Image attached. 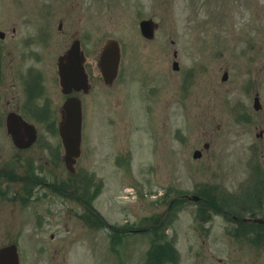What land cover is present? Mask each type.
<instances>
[{"label":"rangeland","instance_id":"obj_1","mask_svg":"<svg viewBox=\"0 0 264 264\" xmlns=\"http://www.w3.org/2000/svg\"><path fill=\"white\" fill-rule=\"evenodd\" d=\"M260 1L258 8L254 0H244L243 4L239 0H204L199 7L194 0H0V30L7 34L4 75L12 69L6 67L9 51L19 58L24 48L10 50L16 40L21 39L23 45L29 34L39 32L40 37L44 28L50 37L45 36L44 43H33L40 57L24 67L39 65L45 70L51 64L55 69L58 56L77 33L88 51L99 49L107 38L120 40L124 47L122 67L126 68L111 90L99 89L93 93L94 100L90 95L93 108L86 102L93 117L87 120L84 131L87 137L79 175L56 169V165L41 172L47 180L67 178L72 184L70 193L80 194L81 187L89 184L87 195L92 193L90 198L100 219L85 211L72 194L43 196L48 190L40 187L36 195L43 196L41 203L21 201L13 212V206L7 207L9 217L15 215L13 221L2 212L7 221L1 226L0 247L18 243L22 264H144L147 251L154 245L156 253L167 249L175 255L165 264H213L216 258L232 264H264V242L258 238L261 228L251 226L254 230L242 235V225L225 215L228 208L236 214L255 211L257 216H264L263 210L255 207L259 201L251 197L255 194L264 199V140L257 139L254 129L242 131L234 98L242 94L236 99L243 98L253 112V95L249 98L245 92V84L252 80L250 84L264 100V0ZM63 17L73 19L61 29ZM149 17L159 22L153 40L140 32V20ZM174 49L180 50V61L185 62L182 74L196 65V78L185 88V77L182 80L180 76L182 101L169 88L170 78L160 73L155 79L159 84L150 93L159 103V120L146 119V114L153 118V108H147L145 119L140 120L143 108L133 99V84L152 79L151 73L164 66L172 69L169 60ZM225 67L243 83L238 89H223L229 86L221 82ZM146 68L150 75L143 79ZM124 84L132 85L124 90ZM160 90L164 91L156 95ZM124 91L121 113L131 118L115 115L116 120L110 121L109 108ZM221 92L223 102L218 100ZM108 100L114 101L110 104ZM152 107L155 110L156 104ZM118 108L117 103V114ZM259 115L264 127V111ZM44 125H40L47 133L39 146L42 150L46 141H52L50 128L48 131ZM252 140L259 144L256 160L261 174L255 183L246 160V146ZM206 142L210 143L209 150L204 149ZM55 145L58 148L57 142ZM5 146L7 149V143ZM197 148L203 150L200 158L193 157ZM126 150L131 152L132 162L119 166L115 156ZM22 162L27 171L29 158ZM243 182L247 189L242 195ZM194 193L202 199L194 201L186 196ZM45 206L47 220L41 213ZM243 207L246 210L241 212ZM205 211L208 219L203 217ZM253 241L262 247L249 248Z\"/></svg>","mask_w":264,"mask_h":264},{"label":"flooded vegetation","instance_id":"obj_2","mask_svg":"<svg viewBox=\"0 0 264 264\" xmlns=\"http://www.w3.org/2000/svg\"><path fill=\"white\" fill-rule=\"evenodd\" d=\"M240 4L244 3V0H239ZM256 6L260 8V0H254ZM67 16H70L69 11L66 10ZM69 17H64L63 20H61V23L64 24L69 21ZM15 31V29H13ZM76 34V33H75ZM73 33V35H75ZM15 36V35H14ZM13 36V37H14ZM34 36V35H31ZM7 34H4L0 39V230L1 226L4 222L7 220L4 219V216L2 212L6 211L7 207H12L11 212L14 211V207H19V202L24 201L27 202V204H30L32 202L35 203H41V200L43 196H51L56 193L62 195L64 192H66L65 188L61 185H57L56 183H53V179L44 180L43 177H38L35 175L34 166L36 162L40 161L41 163H44L46 166L50 164V157H49V151L52 150L55 152V155L60 160V164H63L62 161V145L59 144V148H56L55 143L56 139H58L57 132L52 133L51 132V138L52 140L49 145L46 146L45 149H40L37 142L39 132H41L42 129H40L39 132L38 129L36 130V137L34 138V142L28 147H18L16 144H7V149L5 147V129H6V120L11 115V117L16 114L22 116L25 120L34 122L37 126L41 121H53L58 119V108L61 104L64 97L66 98L67 95H63L60 91V88L57 84V77L58 73L56 70V67H54L49 64L48 68L43 70L40 67H37L35 65L24 67V65L27 64L29 60H35L40 57V53L35 47H33V43L35 42L33 38L24 39V48L20 49L21 53L23 54L17 58L15 57V54L13 55V52H10V59L7 60L6 67L11 66L12 69H8L9 75L5 74V64H4V57H5V51H6V44L4 41L6 40ZM21 39H17L14 46L10 49H16L18 50V47L22 46ZM175 43V41H174ZM49 43H47L48 45ZM30 47V48H28ZM28 48V49H26ZM99 51L100 49L96 50L93 55L88 56L87 60V67L91 66V72L94 73L95 76H97L98 80L101 78L100 76V59H99ZM45 58V57H44ZM38 60V59H37ZM170 62L174 63V61H178V69L173 70L169 69L166 66L164 68L159 69L156 73H151L152 79H147L138 82L136 84V89L138 91L135 92V95L141 97V101L136 103L138 106H141L143 110H147V108H153L152 114L153 115H161L160 113H154V107H152L154 104V99L150 98L147 94V91L149 92V88L151 86L157 85L155 81V77L158 76L160 73L164 72L171 80L172 91H175L176 95L178 96L179 100L181 99V93L183 89L182 80L184 78V87H190L189 83L191 82L190 79L196 78L195 73L197 72L196 65H192L190 69L194 71V74L192 71L188 72L186 75V71L184 74H182L185 62L180 61V50L174 49L173 50V59L170 58ZM42 60L39 62L41 63ZM184 63V64H183ZM245 64L243 62V69ZM42 67V66H41ZM89 68V67H88ZM167 68L168 70H166ZM90 69V68H89ZM87 69L88 71H90ZM223 71L221 82H224L225 84H229V86L224 85L223 89L228 92L229 90H236L238 89L243 83L239 81L236 76H234L230 68L225 67L224 69H221ZM246 71H249V69H246ZM145 77H142L143 79H146L147 76L150 75V72L148 69H145ZM130 74V73H129ZM131 76H134L133 74H130ZM138 75V74H136ZM257 75V74H255ZM180 76H182V80L180 81ZM259 76V75H257ZM141 77V76H140ZM152 83L149 85V83ZM211 82H214L211 77ZM250 82H253L252 80ZM250 82L248 84H245V92L246 96L252 97V108L253 112H250L248 110V104L245 102L243 98L236 99L240 97L242 94H237L235 98L236 103L238 104V120L240 126L242 127V131L245 133V130L247 128V132L249 129H254V135L257 137V139H263L264 140V127L261 122V117L259 115L260 112L264 111V100L262 97V94L257 90V88L254 85H251ZM51 83V84H50ZM218 83V82H217ZM105 85V84H104ZM105 89H109L111 86L105 85ZM255 90V93L253 94ZM264 90V89H263ZM164 91V90H163ZM162 91V92H163ZM94 92V85L89 91H79L77 92V95H79L82 99V105L84 106L85 114H86V102H89L88 104L91 105V107H94V104L90 102L91 96ZM90 96V97H89ZM259 98V109L255 107V100L256 98ZM225 99V96L221 92V95H218V100H222L223 102ZM111 104L114 100H108ZM183 101V100H182ZM117 103L119 106L121 105V100H115L113 103V108H109L112 113H108L107 116L109 119L115 118V115H118L114 109L117 106ZM159 105V104H158ZM211 115V113L209 114ZM144 116V113L141 112L139 115V118H142ZM39 122V123H38ZM261 127V128H260ZM260 128V130H258ZM54 131V129H53ZM48 141H46L47 143ZM53 142L52 145H50ZM255 145H259L257 140H252L247 143L248 148H253ZM210 149V144L208 145ZM61 153V155H60ZM253 156V155H252ZM29 157L30 158V165L33 169L31 173L30 169V175L27 174V171L25 169V166H22L23 159ZM15 159V160H14ZM260 175V174H259ZM62 179V178H60ZM63 182V181H61ZM62 184V183H61ZM40 187L46 188L48 191L42 193L44 194L41 197H38L36 195V190ZM59 192V193H58ZM263 210L264 208H259ZM6 213V212H5ZM41 213L43 214L45 220L48 218V208L47 206L43 207L41 209ZM9 217L8 212L6 213ZM264 215V214H263ZM14 216L9 217L10 221H13ZM54 234H52L53 237ZM2 247V246H1ZM220 261H223L220 259ZM221 264H229V262H221Z\"/></svg>","mask_w":264,"mask_h":264},{"label":"water","instance_id":"obj_3","mask_svg":"<svg viewBox=\"0 0 264 264\" xmlns=\"http://www.w3.org/2000/svg\"><path fill=\"white\" fill-rule=\"evenodd\" d=\"M158 24L153 19H144L141 21L142 33L148 37L153 38L155 29ZM119 45L115 40H109L103 48V63L105 68V75L107 80L113 81L118 71L119 62ZM112 56L115 61H111ZM59 72L61 83L64 89L68 87L73 81H83L86 79V74L83 66V54L80 52L79 42L74 43L72 48L65 55L60 57ZM70 89L66 90L69 91ZM81 104L76 98L69 99L62 108V121L60 123V131L66 146V160L69 162V168L72 170V163L75 157L80 155L81 145V131H82V114ZM11 123V120H10ZM17 130H12L15 139L22 135V125L20 121L17 124L12 120ZM200 152H196V156ZM197 198V197H196ZM1 264H19V254L16 245L7 246L0 250Z\"/></svg>","mask_w":264,"mask_h":264},{"label":"trees","instance_id":"obj_4","mask_svg":"<svg viewBox=\"0 0 264 264\" xmlns=\"http://www.w3.org/2000/svg\"><path fill=\"white\" fill-rule=\"evenodd\" d=\"M203 217L208 218L209 216L204 215ZM169 257L171 258L172 256L168 255V254H166L164 252L163 253H159V255L152 253L151 258H153L155 260L154 263H152V264H160V263L162 264L163 260H165V259H167Z\"/></svg>","mask_w":264,"mask_h":264}]
</instances>
